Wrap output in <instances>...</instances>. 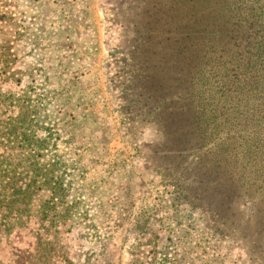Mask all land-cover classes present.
<instances>
[{
    "label": "rangeland",
    "instance_id": "rangeland-1",
    "mask_svg": "<svg viewBox=\"0 0 264 264\" xmlns=\"http://www.w3.org/2000/svg\"><path fill=\"white\" fill-rule=\"evenodd\" d=\"M139 2L0 0V264H264L263 135L125 110Z\"/></svg>",
    "mask_w": 264,
    "mask_h": 264
},
{
    "label": "trees",
    "instance_id": "trees-1",
    "mask_svg": "<svg viewBox=\"0 0 264 264\" xmlns=\"http://www.w3.org/2000/svg\"><path fill=\"white\" fill-rule=\"evenodd\" d=\"M146 3L140 0L135 13L130 8L136 21L131 46L141 60L150 55V64L117 85L125 110L143 114L147 107L150 122L163 129L168 120L192 123V129L168 132L186 141V150H205L206 139L221 137L227 131L219 126L234 118L228 131L263 135L257 146L264 156V0H150V22L141 17ZM243 149L246 156L256 151L252 144ZM10 189L23 198L30 190Z\"/></svg>",
    "mask_w": 264,
    "mask_h": 264
},
{
    "label": "crops",
    "instance_id": "crops-1",
    "mask_svg": "<svg viewBox=\"0 0 264 264\" xmlns=\"http://www.w3.org/2000/svg\"><path fill=\"white\" fill-rule=\"evenodd\" d=\"M95 1H96V0H95ZM90 4L93 5L94 3H93V2H90ZM92 11H93L92 13H95V14H96V12H97V10H95L93 7H92Z\"/></svg>",
    "mask_w": 264,
    "mask_h": 264
}]
</instances>
